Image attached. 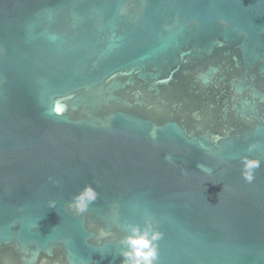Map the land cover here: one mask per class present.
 <instances>
[{
	"label": "water",
	"instance_id": "water-1",
	"mask_svg": "<svg viewBox=\"0 0 264 264\" xmlns=\"http://www.w3.org/2000/svg\"><path fill=\"white\" fill-rule=\"evenodd\" d=\"M147 222L155 264H264V0H0V264H122Z\"/></svg>",
	"mask_w": 264,
	"mask_h": 264
},
{
	"label": "clouds",
	"instance_id": "clouds-1",
	"mask_svg": "<svg viewBox=\"0 0 264 264\" xmlns=\"http://www.w3.org/2000/svg\"><path fill=\"white\" fill-rule=\"evenodd\" d=\"M60 109H57L59 112ZM220 137H215L219 139ZM255 145H249L248 151L251 152ZM171 160L170 157H168ZM241 174L247 183L254 180L255 169L260 167L261 161L251 156H241ZM198 168L205 172H211L206 165L198 164ZM98 197V192L91 184H86L81 191L76 193L69 202V207L77 214H82L88 209V205L94 202ZM55 202L50 201V206H54ZM101 237L108 235L103 229L99 230ZM162 233L154 228L151 222H147L142 228L139 225H132L127 234L121 238V243L126 245L122 251V264H155L158 260L157 242L161 239ZM2 264H8V258L5 257ZM45 264H54V262L46 261Z\"/></svg>",
	"mask_w": 264,
	"mask_h": 264
}]
</instances>
